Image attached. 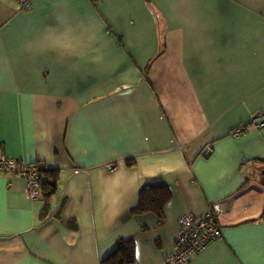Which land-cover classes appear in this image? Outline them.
Here are the masks:
<instances>
[{
	"label": "crops",
	"instance_id": "crops-1",
	"mask_svg": "<svg viewBox=\"0 0 264 264\" xmlns=\"http://www.w3.org/2000/svg\"><path fill=\"white\" fill-rule=\"evenodd\" d=\"M261 111L264 0H0V142L59 171L43 221L0 173V264H101L130 238L169 264L178 219L223 201L187 264H264V129L228 136ZM160 185L164 224L130 215Z\"/></svg>",
	"mask_w": 264,
	"mask_h": 264
},
{
	"label": "built area",
	"instance_id": "built-area-1",
	"mask_svg": "<svg viewBox=\"0 0 264 264\" xmlns=\"http://www.w3.org/2000/svg\"><path fill=\"white\" fill-rule=\"evenodd\" d=\"M22 10H27L32 0H14ZM97 4V0H89ZM264 129V113H257L246 123L238 124L229 129L228 136L237 138L247 131H260ZM181 149L182 147H178ZM212 148L207 146L201 152V156L210 155ZM0 173L16 175L25 181V194L30 200L41 199L40 182L46 181L41 178L37 167L25 161H17L13 157L6 155L3 143L0 142ZM228 202H219L211 207L202 215L192 214L182 215L178 221V231L175 239L173 252L169 257V264H187L191 258L204 251L211 243L218 240L221 235V227L218 219L227 212Z\"/></svg>",
	"mask_w": 264,
	"mask_h": 264
},
{
	"label": "trees",
	"instance_id": "trees-1",
	"mask_svg": "<svg viewBox=\"0 0 264 264\" xmlns=\"http://www.w3.org/2000/svg\"><path fill=\"white\" fill-rule=\"evenodd\" d=\"M153 61L154 60L150 61L149 66ZM148 70L149 67L147 66L145 68V72ZM261 113H264V111L259 112V114ZM36 164L40 177L47 179L46 181L40 182L41 199L45 205L40 214V219L43 221L48 203L56 191L57 182L59 179V171L46 167L43 162H37ZM125 164L127 166H133L134 162L133 160H125ZM169 199L170 194L167 187L163 185L155 187L144 186L139 191L136 206L132 208L129 213L132 216H144L151 214L158 219V226H162L164 224L163 209L169 202ZM140 231H145L144 227H141ZM101 264H136L134 239L130 238L117 240L115 242V248L113 252L107 258H105Z\"/></svg>",
	"mask_w": 264,
	"mask_h": 264
},
{
	"label": "rangeland",
	"instance_id": "rangeland-1",
	"mask_svg": "<svg viewBox=\"0 0 264 264\" xmlns=\"http://www.w3.org/2000/svg\"><path fill=\"white\" fill-rule=\"evenodd\" d=\"M14 158V157H13ZM15 159H17V158H15ZM17 161H21L20 159H17ZM31 165L33 166V167H37V164L36 163H31ZM37 170H38V168H37Z\"/></svg>",
	"mask_w": 264,
	"mask_h": 264
}]
</instances>
